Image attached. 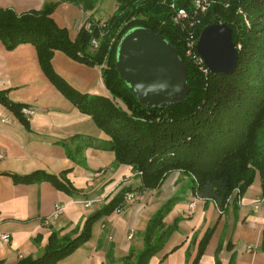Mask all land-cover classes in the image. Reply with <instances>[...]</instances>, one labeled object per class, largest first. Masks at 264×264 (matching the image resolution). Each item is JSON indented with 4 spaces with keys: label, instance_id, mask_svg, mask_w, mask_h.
<instances>
[{
    "label": "trees",
    "instance_id": "16d2710c",
    "mask_svg": "<svg viewBox=\"0 0 264 264\" xmlns=\"http://www.w3.org/2000/svg\"><path fill=\"white\" fill-rule=\"evenodd\" d=\"M63 1L82 4L85 12L93 11L97 2ZM205 1L202 10L197 0H117V10L109 20L102 24L91 15L86 22L90 29L83 26L74 41L52 18L58 4H46L39 12L23 15L0 9V41L5 48L35 47L49 81L109 138L77 135L60 142L67 158L87 168V149L107 151L114 153L118 164L141 173V186L123 188L85 221L76 238L60 237L53 231L40 257H28L18 264L65 260L91 240L96 223L123 210L128 193L157 190L172 172L189 176L195 196L214 202L221 212L228 209L233 196L242 198L257 177L264 198V0ZM219 24L232 29L239 57L236 70L229 75L212 74L203 63L186 56L191 37L196 54L202 32ZM139 28L163 36L185 62L190 93L183 102L164 109L148 108L121 79L119 45L126 34ZM93 40L99 42L98 48L92 46ZM56 51L86 66L101 67L109 97L82 94L65 82L52 67ZM0 104L28 126L22 114L26 106L10 102L1 90ZM71 172L52 175L39 171L11 177L15 184L49 182L58 191L77 197L80 191L67 179ZM179 201L173 197L157 210L142 234V249L132 250L125 263L149 264L164 249L176 230L166 227L165 219ZM214 232L215 228L209 229L200 241L193 264L200 263ZM261 251L264 253V230Z\"/></svg>",
    "mask_w": 264,
    "mask_h": 264
},
{
    "label": "crops",
    "instance_id": "0c3cea01",
    "mask_svg": "<svg viewBox=\"0 0 264 264\" xmlns=\"http://www.w3.org/2000/svg\"><path fill=\"white\" fill-rule=\"evenodd\" d=\"M46 4H58L52 18L58 27L68 30L73 41L91 16L82 4L63 0H0V9L23 15L39 12ZM52 67L78 92L109 97L101 67L86 66L60 51L55 52ZM0 90L10 102L36 110L25 126L0 104V264H18L28 257H40L53 231L60 237L76 238L91 215L123 188H139L141 178L132 167L118 164L111 152L87 149V168L67 158L60 142L77 135L109 138L49 81L32 45L9 51L0 41ZM69 169L72 172L67 179L80 191L77 197L58 191L49 182L15 184L11 177L39 171L58 175ZM192 187L189 176L172 172L159 189L135 193L120 213L95 224L88 243L58 264H127L124 259L130 252L142 249V234L149 220L173 197L180 201L165 224L176 230L149 264H193L200 241L213 228L199 264H264V198L259 177L242 198L230 199L225 212L214 202L195 196ZM82 201H97L88 209L94 211H87ZM192 203L195 207L191 210ZM58 205L64 210L50 218ZM4 235L10 236V242L2 241Z\"/></svg>",
    "mask_w": 264,
    "mask_h": 264
},
{
    "label": "water",
    "instance_id": "95a60500",
    "mask_svg": "<svg viewBox=\"0 0 264 264\" xmlns=\"http://www.w3.org/2000/svg\"><path fill=\"white\" fill-rule=\"evenodd\" d=\"M196 49L212 74L229 75L237 68L238 52L227 25L206 28ZM117 70L140 104L148 108H168L183 102L190 93L185 62L163 36L149 29H135L124 36Z\"/></svg>",
    "mask_w": 264,
    "mask_h": 264
},
{
    "label": "built area",
    "instance_id": "2783aa9c",
    "mask_svg": "<svg viewBox=\"0 0 264 264\" xmlns=\"http://www.w3.org/2000/svg\"><path fill=\"white\" fill-rule=\"evenodd\" d=\"M202 3H206V1L205 0H197V2H196V5H197V7H199V8H202V10H204L205 9V7L203 6V4ZM181 14V16H185V14H184V12H181L180 13ZM83 26H85V28L86 29H90V24H84ZM82 26V27H83ZM105 25H103V27H104ZM191 40H189V42H188V44H187V51H186V56L188 57V58H193L196 62H198V63H200V64H204V61H203V59L199 56V54L197 53V49H196V54H195V52H194V47H195V43H194V40L192 39V37L190 38ZM92 46L94 47V48H98V46H99V42L97 41V40H93L92 41ZM196 47H197V45H196ZM205 65V64H204ZM206 67V66H205ZM206 70L208 71V69L206 68ZM22 114H23V116L25 117V118H27V119H30V118H32V117H34L35 116V114H36V110L34 109V108H31V107H28V106H26V107H24L23 109H22ZM2 123H6V124H11L12 123V120H2ZM137 175L138 176H141V173L140 172H137ZM135 198V193H128L127 195H126V201L127 202H130V201H133V199ZM97 201H82V202H80L86 209H90L92 206H93V204H95ZM194 207H195V204L194 203H192L191 204V206H190V209L192 210V209H194ZM64 210V208L62 207V206H56V208H55V212H54V214L50 217V218H57L61 213H62V211ZM121 212V210H117L116 211V213H120ZM132 235L129 237V239H132ZM2 241L3 242H10V236L9 235H4V236H2Z\"/></svg>",
    "mask_w": 264,
    "mask_h": 264
},
{
    "label": "rangeland",
    "instance_id": "374dc122",
    "mask_svg": "<svg viewBox=\"0 0 264 264\" xmlns=\"http://www.w3.org/2000/svg\"><path fill=\"white\" fill-rule=\"evenodd\" d=\"M95 9L87 13L95 15V18L104 24L117 10V0H96ZM141 177V176H140ZM127 202V201H126ZM93 212L94 209L88 210Z\"/></svg>",
    "mask_w": 264,
    "mask_h": 264
}]
</instances>
